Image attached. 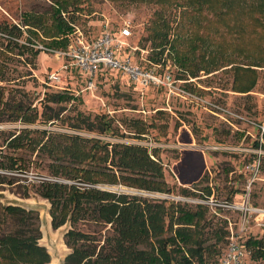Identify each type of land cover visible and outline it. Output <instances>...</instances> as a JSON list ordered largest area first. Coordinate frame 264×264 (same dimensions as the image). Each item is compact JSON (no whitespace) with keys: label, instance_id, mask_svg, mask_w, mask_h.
<instances>
[{"label":"rangeland","instance_id":"obj_1","mask_svg":"<svg viewBox=\"0 0 264 264\" xmlns=\"http://www.w3.org/2000/svg\"><path fill=\"white\" fill-rule=\"evenodd\" d=\"M60 1L64 0H0V91L10 104L23 99L40 114L35 122L25 123L7 111L0 121V177L4 178L0 183V235L17 228L12 219L4 217V206L19 205L38 213L40 243L51 253V260L56 259L55 264H62L72 252L64 237L70 225L55 230L51 203L38 193L43 180H55L51 165L57 161L40 149L48 139L42 134L46 129L60 134L61 140L65 137L60 136L79 134L86 139L147 146L163 163L172 193L122 184L96 186L195 210L197 204L209 205L205 264H219L232 233H240L241 228L244 240L261 239L264 19L259 12H249L251 0H231L230 4L211 0V5L219 1L212 7L189 0H65L68 8L60 7ZM27 18H35L39 24L33 27L35 34L27 31ZM127 21L132 35L122 40L123 47H128L133 62L141 67L172 73L173 90L141 88L115 69L101 76L93 90L86 88L87 80L76 71L63 72L65 81L60 85L68 89L45 83L49 72L61 70V62L45 50L36 56L33 52L38 50L37 45L58 39L63 40L57 44L69 45L76 31L96 38L106 30L119 31ZM62 22L66 27L57 29ZM15 25L22 29L20 33ZM167 25L175 46L171 43L159 54L162 47H156V43ZM1 27H8V31L13 28V34ZM155 30L161 34L155 35ZM248 87L250 91L244 92ZM57 92L75 98L61 103L65 110L58 120L45 121L44 110H49L48 117L52 115L46 105L58 108L46 101L45 94ZM30 113L35 111L30 109ZM101 117L112 121L114 133L102 132ZM135 119L148 126L144 139L129 132L128 126ZM74 124L83 129L74 128ZM121 133L125 136L118 135ZM17 137L23 140L22 146L12 144ZM28 137L43 142L34 147L36 143L29 144ZM208 189L212 190L210 196ZM80 228L89 230L83 225ZM252 253L248 246L244 264H264V257L256 259Z\"/></svg>","mask_w":264,"mask_h":264},{"label":"trees","instance_id":"obj_2","mask_svg":"<svg viewBox=\"0 0 264 264\" xmlns=\"http://www.w3.org/2000/svg\"><path fill=\"white\" fill-rule=\"evenodd\" d=\"M189 1L195 4L199 2L202 6L207 3L211 7L219 2L213 1L211 5V0ZM225 1L231 3V0ZM72 3H76V0ZM248 4L251 14L259 12L264 19V0H251ZM58 5L68 8L69 3L64 0ZM25 24L30 26L27 31L34 34L36 32L33 27H39L35 18H27ZM56 27L61 30L66 26L63 23ZM7 28L1 27L12 34L13 28L18 29L19 33L22 31L16 25L9 31ZM170 30L167 25L162 34L154 31L155 35H162L161 40L154 39V42L157 41L156 47H162L159 54L171 43V47L175 46ZM62 40H52L46 46L48 44L51 48H66L69 42L64 45L57 44ZM40 51L34 49L33 53L38 56ZM192 73L196 76L195 72ZM243 91L248 92L250 89L248 87ZM45 95L46 101L58 105L57 110L46 105L52 115L48 117L49 110H44L42 117L45 121L58 120L65 110L61 103H70L75 98L67 92ZM30 109L35 113L29 114ZM35 109L31 108V104L26 106L23 99L10 104L5 93L0 91V121L7 111H12L14 118L20 116L18 119L21 118L25 123L35 122L40 115ZM99 122L102 132L116 131L112 121L101 117ZM73 127L83 129L80 124H74ZM128 127L135 138L144 139L148 133L147 124L139 119H135L133 125ZM42 134L48 139L40 149L49 152L57 162L51 165V175L55 180H43L38 187V193L51 203L53 228L57 230L64 224L70 225L64 237L72 252L66 256L63 264L206 263L209 247L205 244V222L209 205L197 204L195 210L179 203L167 204L166 200L156 201L96 186L103 183L122 184L139 190L172 193L163 163L155 158V153H151L147 146L120 141L109 142L102 138L86 139L79 134L63 135L60 137L65 138L61 140L58 139L60 134L46 129ZM118 135L125 136L122 133ZM28 140L29 144L36 143L34 147L43 142H35L33 137H28ZM11 142L18 146L24 144L19 137ZM155 152L157 154L158 150L155 149ZM3 180L0 177V183ZM184 191L189 193V190ZM208 195H212V190L208 189ZM3 210L4 217L12 219L17 228L4 231L0 235V264H48L51 253L40 243L42 232L37 222L38 213L34 209L27 210L19 205H5ZM80 225L89 230L81 229ZM246 245L252 248L254 258L264 257V236L261 239L250 237Z\"/></svg>","mask_w":264,"mask_h":264},{"label":"built area","instance_id":"obj_3","mask_svg":"<svg viewBox=\"0 0 264 264\" xmlns=\"http://www.w3.org/2000/svg\"><path fill=\"white\" fill-rule=\"evenodd\" d=\"M130 26V22L127 21L119 31L106 30L96 38L85 37L81 31H76V35L66 48L37 45L39 50L50 52L61 62L62 71L57 69L49 72L44 79L45 83L60 89H68L60 83L65 81V73L76 71L87 80L86 88L93 90L101 76L115 69L141 88L153 86L173 90L175 78L172 73L161 74L158 70L143 68L133 62L131 53L128 54V47L122 45V40L132 35ZM77 93L79 94L78 91ZM243 229L241 228L238 234L232 233L219 264H244L243 259L247 254L248 246L247 241L243 239Z\"/></svg>","mask_w":264,"mask_h":264},{"label":"bare ground","instance_id":"obj_4","mask_svg":"<svg viewBox=\"0 0 264 264\" xmlns=\"http://www.w3.org/2000/svg\"><path fill=\"white\" fill-rule=\"evenodd\" d=\"M56 263V259L51 260L48 264H55Z\"/></svg>","mask_w":264,"mask_h":264},{"label":"water","instance_id":"obj_5","mask_svg":"<svg viewBox=\"0 0 264 264\" xmlns=\"http://www.w3.org/2000/svg\"><path fill=\"white\" fill-rule=\"evenodd\" d=\"M63 263H64V262H63ZM63 263H62V264H63Z\"/></svg>","mask_w":264,"mask_h":264}]
</instances>
